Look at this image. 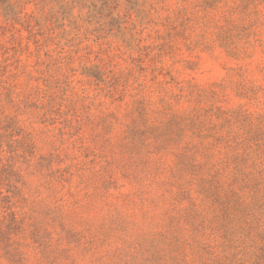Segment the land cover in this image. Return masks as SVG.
Wrapping results in <instances>:
<instances>
[{"label":"rangeland","instance_id":"374dc122","mask_svg":"<svg viewBox=\"0 0 264 264\" xmlns=\"http://www.w3.org/2000/svg\"><path fill=\"white\" fill-rule=\"evenodd\" d=\"M0 264H264V0H0Z\"/></svg>","mask_w":264,"mask_h":264}]
</instances>
